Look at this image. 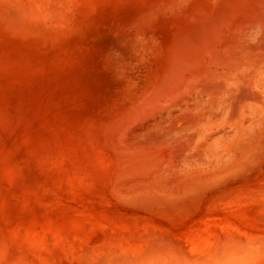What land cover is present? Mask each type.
<instances>
[{
    "label": "bare ground",
    "instance_id": "bare-ground-1",
    "mask_svg": "<svg viewBox=\"0 0 264 264\" xmlns=\"http://www.w3.org/2000/svg\"><path fill=\"white\" fill-rule=\"evenodd\" d=\"M0 135L69 264H264V0H0Z\"/></svg>",
    "mask_w": 264,
    "mask_h": 264
},
{
    "label": "rangeland",
    "instance_id": "rangeland-1",
    "mask_svg": "<svg viewBox=\"0 0 264 264\" xmlns=\"http://www.w3.org/2000/svg\"><path fill=\"white\" fill-rule=\"evenodd\" d=\"M5 167L0 135V264H69L53 254L48 231L35 224L33 214L20 210L17 184Z\"/></svg>",
    "mask_w": 264,
    "mask_h": 264
}]
</instances>
